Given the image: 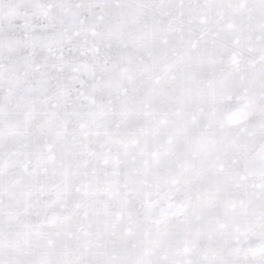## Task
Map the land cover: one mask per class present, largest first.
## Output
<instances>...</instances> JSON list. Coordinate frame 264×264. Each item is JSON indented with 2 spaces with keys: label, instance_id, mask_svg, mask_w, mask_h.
Instances as JSON below:
<instances>
[{
  "label": "snow or ice",
  "instance_id": "1",
  "mask_svg": "<svg viewBox=\"0 0 264 264\" xmlns=\"http://www.w3.org/2000/svg\"><path fill=\"white\" fill-rule=\"evenodd\" d=\"M0 264H264V0H0Z\"/></svg>",
  "mask_w": 264,
  "mask_h": 264
}]
</instances>
